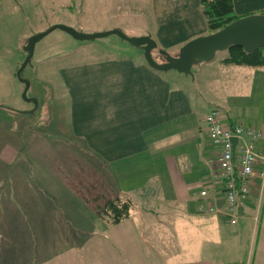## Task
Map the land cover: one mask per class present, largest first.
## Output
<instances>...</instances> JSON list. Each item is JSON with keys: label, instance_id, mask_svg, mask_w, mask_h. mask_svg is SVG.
<instances>
[{"label": "crops", "instance_id": "0c3cea01", "mask_svg": "<svg viewBox=\"0 0 264 264\" xmlns=\"http://www.w3.org/2000/svg\"><path fill=\"white\" fill-rule=\"evenodd\" d=\"M149 1L157 34L136 36L159 49L175 54L209 33L201 0ZM233 4L239 17L264 13V0ZM25 10L0 0V76L8 32L16 51L28 36ZM138 51L43 65L63 90L53 112H0V264H264V196L243 206L238 225L206 211L225 199L205 123L221 108L260 130L264 148V65L225 63L227 51L187 75L157 70ZM5 85L14 97L19 87ZM118 198L130 216L111 224L96 209Z\"/></svg>", "mask_w": 264, "mask_h": 264}, {"label": "rangeland", "instance_id": "374dc122", "mask_svg": "<svg viewBox=\"0 0 264 264\" xmlns=\"http://www.w3.org/2000/svg\"><path fill=\"white\" fill-rule=\"evenodd\" d=\"M21 1L29 16L28 36L23 39V47H20L21 49L16 51L13 47L16 38L12 37V32H8V36L4 39L8 42V46L2 55L5 61V75L3 74L0 76L2 80H0V100L4 102L6 98H13L10 104L11 106L9 107L11 109H16L18 108L17 106L24 105L30 108V110L36 108L34 110L36 112L48 110L53 112L55 105L63 100V90L60 92L59 89L56 90L54 86L53 81L56 76L51 74L52 71H49L51 76H46L43 65L48 66L52 63H60L62 65L67 64L71 60L84 61L90 56L100 57L102 55L121 57L133 55L134 52H140L130 42L123 40L116 34L96 38L95 40H76L62 29L53 30L36 44L31 63L22 71V78L30 81V88L27 92V96L37 98L38 105L36 106L34 103L27 102V100L24 99L23 92L25 83L22 82L17 75L27 55L24 46L31 35L49 29L55 24L68 25L80 31L90 33L119 28L128 36H136L144 31H151L157 34L158 31V25L153 18L152 6L149 0ZM25 30L23 25V31ZM208 34H210V31ZM158 47L159 46L153 49V57L156 61L163 62L165 59L160 53V47ZM161 48L168 51V49L164 47ZM174 48L175 47L172 45L169 46L171 50H176V48ZM176 54L177 53L172 55ZM225 55H227V50L218 52L216 54V59ZM204 63L194 65L192 73L201 69V65ZM4 82L10 83L12 85L11 87H19L14 97L9 93V90H7L8 86H3ZM16 101H18V105ZM45 105L47 107H45ZM9 108H3L5 110L0 109V112H4V114L9 113V111H11ZM220 110L224 113L221 108ZM0 118H4V116L0 115ZM254 194L252 198L264 196V188L260 190L259 187L256 188ZM259 220L260 214L255 212L253 213L250 223H254L257 229Z\"/></svg>", "mask_w": 264, "mask_h": 264}, {"label": "water", "instance_id": "95a60500", "mask_svg": "<svg viewBox=\"0 0 264 264\" xmlns=\"http://www.w3.org/2000/svg\"><path fill=\"white\" fill-rule=\"evenodd\" d=\"M55 29L66 31L76 40H95L96 38L116 34L123 40L130 42L137 49L143 51L147 62L153 68L161 71L176 70L179 73L187 75L193 74L192 68L194 65L210 62L216 57L218 52L226 51L232 46L241 47L246 52H253L259 48L264 49V13L240 17L218 31L191 39L180 48L176 55H172L167 50L161 49L160 53L165 59L163 62H158L153 57L152 51L158 45L156 40L150 35L128 36L119 28L90 33L80 31L68 25L55 24L49 29L31 35L27 39V43L24 46L27 55L17 72L18 77L25 83L24 99L34 103L36 106L38 105L37 98L27 96L30 81L22 78V71L31 63L36 44ZM232 140L235 146L237 138L233 137Z\"/></svg>", "mask_w": 264, "mask_h": 264}, {"label": "built area", "instance_id": "2783aa9c", "mask_svg": "<svg viewBox=\"0 0 264 264\" xmlns=\"http://www.w3.org/2000/svg\"><path fill=\"white\" fill-rule=\"evenodd\" d=\"M205 123L209 139L217 148L215 189L225 199L223 208L212 202L206 211L222 212L235 225L240 221L241 209L255 195V189L264 188V148L260 146L263 134L242 121L231 120L218 107L205 115ZM233 137L237 138L235 146ZM200 196L208 197L209 190H202Z\"/></svg>", "mask_w": 264, "mask_h": 264}, {"label": "trees", "instance_id": "16d2710c", "mask_svg": "<svg viewBox=\"0 0 264 264\" xmlns=\"http://www.w3.org/2000/svg\"><path fill=\"white\" fill-rule=\"evenodd\" d=\"M202 12L206 18L210 33L218 31L240 17L235 13L233 0H201ZM228 57L223 60L225 63H233L248 66L264 65V49L259 48L253 52H246L243 48L232 46L228 50ZM1 108H9L0 105ZM11 111L14 109L9 108ZM19 112V111H17ZM131 202L121 198L108 200L98 206V216L107 219L111 224H117L130 216Z\"/></svg>", "mask_w": 264, "mask_h": 264}]
</instances>
